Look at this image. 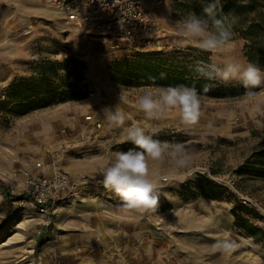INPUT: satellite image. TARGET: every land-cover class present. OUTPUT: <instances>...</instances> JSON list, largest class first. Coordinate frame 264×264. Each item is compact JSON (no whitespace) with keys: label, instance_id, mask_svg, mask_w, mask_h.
I'll return each mask as SVG.
<instances>
[{"label":"rangeland","instance_id":"1","mask_svg":"<svg viewBox=\"0 0 264 264\" xmlns=\"http://www.w3.org/2000/svg\"><path fill=\"white\" fill-rule=\"evenodd\" d=\"M182 1L165 2L164 36L157 50L196 47L174 34L176 21L187 16ZM242 46V40H232L209 58L220 63L234 55L246 63ZM135 54L113 38L69 26L39 0H0V172L20 181L60 144L65 147L60 165L66 170L87 173L109 164L116 151L134 147L123 142L121 129L109 127L101 111L116 104L129 116L126 126L138 124L155 139L194 149L188 169L175 167L168 158L149 161L152 178H165L154 209H128L113 191L93 186L81 198L61 203L57 216L43 225L34 209L14 202L17 197L8 201L0 181V264H264V238L256 242L237 229L232 215L238 205L245 206L257 217L251 223L264 231V177L237 173L253 152L264 148V87L249 97L231 82L225 85L241 89L237 98L200 97L203 116L193 128L180 123L175 109L148 120L136 100L163 89L112 80L113 65ZM74 62L82 64L74 99L59 102L56 96L45 107L36 99L15 107L22 85L39 86L42 75L57 94L64 81L74 80ZM189 170H195L194 177ZM197 175L223 186V196L218 201L194 196L191 183ZM230 177L234 188L226 184ZM223 238L240 246L226 253L214 249Z\"/></svg>","mask_w":264,"mask_h":264},{"label":"clouds","instance_id":"2","mask_svg":"<svg viewBox=\"0 0 264 264\" xmlns=\"http://www.w3.org/2000/svg\"><path fill=\"white\" fill-rule=\"evenodd\" d=\"M202 15L194 12L176 21L175 36L182 42H194L195 46L210 56L220 53L233 39L230 25L217 15L215 2H209L202 8ZM196 73L209 81L224 84L239 83L249 97L255 96L254 90L264 87V69L258 64L241 62L237 57L217 63L213 60L196 62ZM211 85H205L209 91ZM136 104L146 119H160L168 109H175L179 121L186 128L196 127L203 116L200 94L194 87L175 86L161 90L158 94L151 91L140 95ZM109 127L121 129L125 141L134 145L126 151H116L108 165L99 170L105 189L115 193L128 209H154L158 205L163 177L153 179L149 161L170 159L175 167L188 169L194 155V149L183 142H168L155 139L138 124L126 126L129 120L127 112L116 104L101 110ZM195 170H189L188 176H195ZM187 178V177H186ZM240 245L230 238L218 239L212 247L221 252H230Z\"/></svg>","mask_w":264,"mask_h":264},{"label":"trees","instance_id":"3","mask_svg":"<svg viewBox=\"0 0 264 264\" xmlns=\"http://www.w3.org/2000/svg\"><path fill=\"white\" fill-rule=\"evenodd\" d=\"M209 2L216 3L218 17L224 18L230 25L234 34L232 40L243 41L242 54L246 62H254L264 69V0H183L180 5L187 15L192 12L202 15L203 6ZM198 60L209 61V54L192 46L137 52L134 56L122 59L113 65L112 80L119 85L129 87L158 89L175 86L194 87L200 97L216 99H233L240 95V88L200 77L194 70ZM81 66L79 62H74V80L64 81V88L57 94L56 89L47 87L44 75L39 79V86L31 84L27 87L21 84L23 94L18 97L15 107L29 106L34 99L38 101L39 107H45L52 104L56 96L60 97L59 102L74 99L75 92L80 91L78 87L81 78L77 69ZM63 69H66V66ZM205 85H211L209 91H204ZM19 88L18 85L17 91H20ZM237 173L264 177V148L253 152L238 168ZM191 186L195 191L194 196L204 200L218 201L225 193L223 186L204 175H197ZM7 198L8 201L13 199L11 196ZM232 215L233 224L237 229L256 242L264 238V231L251 223L252 219H257L251 209L238 205ZM255 235H259V238H255Z\"/></svg>","mask_w":264,"mask_h":264},{"label":"built area","instance_id":"4","mask_svg":"<svg viewBox=\"0 0 264 264\" xmlns=\"http://www.w3.org/2000/svg\"><path fill=\"white\" fill-rule=\"evenodd\" d=\"M166 1L44 0V4L78 31L113 38L137 53L159 49V40L164 36L161 12ZM64 152V144L51 149L44 160L35 162L34 173L20 181L0 172L8 195L17 197L14 202L19 206L34 209L43 225L57 216L61 203L81 198L93 186L103 187L99 170L108 164L92 172L71 174L60 165ZM226 184L234 188L235 180L230 177Z\"/></svg>","mask_w":264,"mask_h":264},{"label":"crops","instance_id":"5","mask_svg":"<svg viewBox=\"0 0 264 264\" xmlns=\"http://www.w3.org/2000/svg\"><path fill=\"white\" fill-rule=\"evenodd\" d=\"M39 2H41V4L46 8V9H50V8H48V7H46L45 6V4H44V0H39ZM27 32V31H26ZM25 32V33H26ZM7 75H9V72L7 73ZM4 79H6V76H5V78ZM7 80H9V78H7ZM6 81V80H5ZM47 157V153L45 154V156H43V157H41L39 160H44L45 158ZM38 160V161H39ZM62 167V166H61ZM62 169L64 170V171H66V172H69V173H71V174H76V173H79L77 170H74V169H64L63 167H62ZM32 173H34V170L32 171Z\"/></svg>","mask_w":264,"mask_h":264}]
</instances>
